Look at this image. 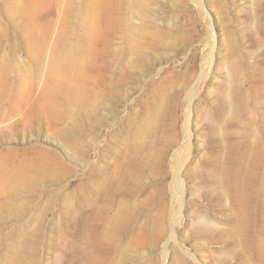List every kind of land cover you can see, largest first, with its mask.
Returning a JSON list of instances; mask_svg holds the SVG:
<instances>
[{"label":"rangeland","instance_id":"rangeland-1","mask_svg":"<svg viewBox=\"0 0 264 264\" xmlns=\"http://www.w3.org/2000/svg\"><path fill=\"white\" fill-rule=\"evenodd\" d=\"M0 264H264V0H0Z\"/></svg>","mask_w":264,"mask_h":264},{"label":"bare ground","instance_id":"bare-ground-1","mask_svg":"<svg viewBox=\"0 0 264 264\" xmlns=\"http://www.w3.org/2000/svg\"><path fill=\"white\" fill-rule=\"evenodd\" d=\"M211 64H212V58L209 59V57H207V59L205 60V62L202 65L201 72L199 73V78H204L208 75V73L210 72V69H211ZM194 72H196V70H194ZM196 88H197V85H194L189 91H187V93H186L187 100H191V97L195 96V93L197 91ZM228 110L231 114V112H232L231 109H228ZM225 114L226 113H224L220 117V120H219L218 124L216 125V126H218V128L220 127L221 129H223V127L225 125V121L222 119L224 117L226 118ZM229 115L227 114V116H229ZM174 118H175V116H174ZM189 119H190V109L188 108L187 113L185 115V122L183 123V126H182L181 136H178L177 133H175V119L173 120L172 124L170 121L168 124V126H170L169 132L167 130V133L164 135V139H163L162 145H161V152H160L161 158L163 159L162 156L165 153L171 152V153H173V156L175 157V159L177 160L178 164L181 167H182V164L185 162V160L187 159V157L190 154V141L189 140L191 138V135L189 132V123H190ZM208 134H209L208 141H211L212 136L215 134H218V131L216 128L211 127L208 130ZM230 141H232V140H230ZM214 142L217 143V145H218V149H219L218 150V156H219L218 159L221 160L220 166H221L222 162L227 164V165H228V163L231 165L235 164L236 160L239 157V152H235L234 154H233V150H230V152H229V148L231 145V144H229V141L226 142L224 140V138H222L221 140L215 139ZM232 154H233L234 159L231 161ZM133 169L136 170L135 167H133ZM222 171L223 172H221V174L223 175L224 174L223 167H222ZM178 172L179 171H177L175 173V177H174L177 185H179ZM238 180H239L238 175H235V176H231L227 180V182H228V184L232 185V184L237 183ZM239 198H250V197H249L248 193L246 192V190H244V194L239 193Z\"/></svg>","mask_w":264,"mask_h":264}]
</instances>
